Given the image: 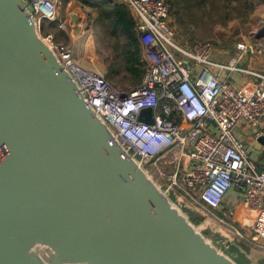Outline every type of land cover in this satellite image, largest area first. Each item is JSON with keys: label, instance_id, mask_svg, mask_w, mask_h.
<instances>
[{"label": "water", "instance_id": "water-1", "mask_svg": "<svg viewBox=\"0 0 264 264\" xmlns=\"http://www.w3.org/2000/svg\"><path fill=\"white\" fill-rule=\"evenodd\" d=\"M138 120L152 124L151 109ZM263 145L260 136L252 147ZM161 187L87 104L27 2L0 0V264H239L248 255L211 243Z\"/></svg>", "mask_w": 264, "mask_h": 264}, {"label": "built area", "instance_id": "built-area-1", "mask_svg": "<svg viewBox=\"0 0 264 264\" xmlns=\"http://www.w3.org/2000/svg\"><path fill=\"white\" fill-rule=\"evenodd\" d=\"M25 1L39 30L42 21L66 30L71 15L60 17L58 0ZM120 1L136 22L141 58L147 65L137 86L114 87L100 73L79 65L70 45L54 43L52 35L41 37L79 82L87 104L150 175L152 169L166 190L187 199L202 219L228 227L264 255V170L234 131L240 123L255 129L264 118V72L235 66L253 49L241 44L228 64L213 62V43L185 46L177 40L166 0ZM223 71L251 75L256 85L251 92L241 91L221 76ZM148 108L152 124L139 122L140 111ZM258 137L255 134L254 140ZM165 159L169 170L160 167ZM231 190L244 206V224L238 223V228L233 219L230 224L224 221L222 203Z\"/></svg>", "mask_w": 264, "mask_h": 264}, {"label": "rangeland", "instance_id": "rangeland-1", "mask_svg": "<svg viewBox=\"0 0 264 264\" xmlns=\"http://www.w3.org/2000/svg\"><path fill=\"white\" fill-rule=\"evenodd\" d=\"M69 4L72 5L68 6L67 3V5L63 6V4L59 1L58 12L60 17L63 18L65 17L67 10L70 9V15L76 16L75 22L70 18L65 31L59 29L57 23V28L52 31L46 29L47 32L45 35H52L54 43L70 45L73 50L74 60L82 67L100 73L111 85H114L116 88L121 90L130 89L132 86L128 85L124 80L129 79V75L125 74L121 65L122 62L118 64L117 60L119 58L115 51V48H118L122 42L108 35L106 27L95 24L94 20L95 17H97L95 12L88 8L85 9L86 11L82 10L80 4L74 0H70ZM189 10L197 13L198 15L202 14L194 11V8L182 6L179 10L180 14L177 16H181ZM259 10L262 11L259 12ZM211 15H214V13ZM171 17V22L174 24L177 31V40L185 46H190L197 42H211L216 46L214 53L219 52L216 49H222L235 55L237 52V46L247 42L254 46V48H263L264 53V4L256 5L248 21L244 23H241L240 21H230L227 24H222V21H218L216 18L209 16V13H205L203 14L205 21H197L193 24L190 23L181 26L176 22L175 15L172 14ZM184 22L187 23L185 19ZM217 59L218 58L215 54L212 55L211 60L213 62L215 60L219 61ZM116 66L117 69H115ZM248 151L250 157L253 158L251 153L253 152V154H255V151H252L250 147H248ZM164 161H166V165L161 163L160 167L162 169L166 168V170H169L171 167L168 164V159H165ZM149 171L151 172L154 180L162 186L161 188L164 190L166 188L165 183L158 175L152 172V169H149ZM170 196L177 202V206L181 208L182 212L189 217V220H192L195 215H197L194 210L189 207L187 199L182 198V196L178 193L174 194L173 191H171ZM228 213L229 212L224 214L225 222L230 224L232 221L231 219L238 222L233 212L230 214ZM206 220H209V222H205ZM195 226L198 228L200 227L199 230L201 233L211 243L216 245L218 243L219 249L233 257H236V255H234V251L238 250L237 248H239L238 245H240V243L228 227L206 218ZM214 226L222 229L229 237L218 233ZM239 226L240 225L237 226V224L235 225L237 228ZM255 255L258 254L255 253ZM244 259L245 258L241 256L235 258L239 264H248L247 260Z\"/></svg>", "mask_w": 264, "mask_h": 264}, {"label": "trees", "instance_id": "trees-1", "mask_svg": "<svg viewBox=\"0 0 264 264\" xmlns=\"http://www.w3.org/2000/svg\"><path fill=\"white\" fill-rule=\"evenodd\" d=\"M63 6L67 5L70 0H59ZM82 7L88 8L95 12V24L106 27L108 35L121 41L122 44L115 48L118 56V64L122 65L125 74L129 75V79H124L128 85L132 87L141 83L146 72L147 65L141 58L140 44L136 34V22L126 3L120 0H76ZM169 5L170 19L172 14L175 15L176 22L183 26L185 24H193L194 22H203V14L209 13V16L227 24L230 21H240L244 23L248 21L256 5L264 4V0H166ZM183 7L194 8V11L202 13L197 14L191 10L180 14ZM214 13V15H211ZM184 19L187 23L184 22ZM174 26V24H173ZM56 22L42 21L40 24V32L46 36V29L55 30ZM191 46V45H190ZM117 69V66L116 68ZM109 78V77H108ZM194 224L203 221L202 217L195 215L192 219ZM237 224V223H236ZM242 249L247 253L260 254L253 250L244 241L238 239ZM252 249V250H251ZM264 264V263H263Z\"/></svg>", "mask_w": 264, "mask_h": 264}, {"label": "crops", "instance_id": "crops-1", "mask_svg": "<svg viewBox=\"0 0 264 264\" xmlns=\"http://www.w3.org/2000/svg\"><path fill=\"white\" fill-rule=\"evenodd\" d=\"M76 1V0H74ZM72 5V4H71ZM70 4L68 6H71ZM82 10H85L86 8L82 7L80 5ZM70 10V9H69ZM67 10L66 13H70V11ZM86 11V10H85ZM262 10H259V12ZM96 18V17H95ZM244 45H249L252 49L253 52H249L245 54L237 63L235 66L239 69L251 71L254 73H262L264 72V53H263V48H258L252 46L250 43L244 42L242 43ZM217 53H214L212 55H216L218 58L217 60L219 61H214L216 63H221V64H228L231 59L235 57L234 54L228 53V51L225 50H220L216 49ZM221 76L224 79H227L228 82H230L232 85H234L237 89L244 91V92H251L254 87H255V79L251 75H247L244 73H239V72H227L223 71L221 73ZM106 79V78H105ZM114 86V85H113ZM115 87V86H114ZM235 134L237 137H239L246 145L247 150L248 147L252 149V151H255V154L253 152L251 153L253 158L249 157L254 160L260 169L264 170V145L260 150H256L252 147L253 143L255 142L254 140V135L259 134L260 136H264V118L260 121V124L257 128H251L245 123H240L235 129ZM249 154V151H248ZM222 210H224V213L230 214L231 212L234 213L235 218L238 220L237 224H244V206L241 203V197L239 194L231 190L228 195L225 197L222 203ZM227 210V212H226ZM258 253V252H257ZM243 256V255H241ZM258 258H257V257ZM247 260L248 264H263L264 263V255L261 253L258 255L248 253L247 256H243ZM249 258V259H248Z\"/></svg>", "mask_w": 264, "mask_h": 264}, {"label": "bare ground", "instance_id": "bare-ground-1", "mask_svg": "<svg viewBox=\"0 0 264 264\" xmlns=\"http://www.w3.org/2000/svg\"><path fill=\"white\" fill-rule=\"evenodd\" d=\"M176 204H177V202L176 201H174ZM178 205V204H177ZM205 222H209V220H206ZM214 228L216 229V231H218V233H220L221 235H223V236H227V237H229L227 234H225V232L222 230V229H220L219 227H216V226H214ZM198 229H200V227L198 228ZM226 237V238H227ZM238 252H241V253H243L242 251H240L239 249L238 250H236V251H234V255H238L239 253ZM249 259V258H248Z\"/></svg>", "mask_w": 264, "mask_h": 264}]
</instances>
